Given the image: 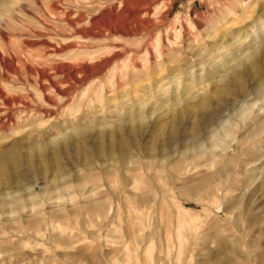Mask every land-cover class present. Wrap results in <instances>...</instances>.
I'll return each mask as SVG.
<instances>
[{"label": "rangeland", "instance_id": "374dc122", "mask_svg": "<svg viewBox=\"0 0 264 264\" xmlns=\"http://www.w3.org/2000/svg\"><path fill=\"white\" fill-rule=\"evenodd\" d=\"M139 1L0 0V264H264V223L248 210L264 186L248 191L242 173L255 120L239 117L264 83V0H160L151 21H130L145 31L111 33ZM250 46L237 66L231 56ZM228 69L241 71L244 94L221 93ZM115 130L134 136L123 168L97 158ZM42 147L70 171L62 186ZM6 193L16 201L1 204ZM141 193L143 206L128 202Z\"/></svg>", "mask_w": 264, "mask_h": 264}, {"label": "bare ground", "instance_id": "6f19581e", "mask_svg": "<svg viewBox=\"0 0 264 264\" xmlns=\"http://www.w3.org/2000/svg\"><path fill=\"white\" fill-rule=\"evenodd\" d=\"M99 1H101V0H99ZM106 1H108V0H106ZM159 1L160 0H145L143 3L134 4L133 6H129L128 3L126 2L125 3V9H124V15H125L124 20L126 22V25L123 26V27H117L115 25L116 27H111L110 28V32L113 33V34H115V35L116 34H120V35H124V36H137V35H139L142 31H145L148 28V26H146V27H144L143 25L133 26L134 24L131 25L130 24V21L134 20L135 18H139L142 15L143 16H147V18H148L151 15L152 9L155 6H157V4L159 3ZM138 2H140V1L138 0ZM113 3H116V1L113 2ZM108 4H110V3H107V5ZM118 7H120V5ZM103 9H105V8H103ZM107 9L109 10L110 7L107 8ZM121 18H123V17H121ZM119 19H120V17H119ZM141 19L144 20L143 18H141ZM142 20L139 19L138 21H142ZM148 20H150V19L148 18ZM148 20H147V24H148ZM71 25H72V23H71ZM100 32H101V30H100ZM146 40H147V38H146ZM54 47H56V46H54ZM250 48H251V46L250 47H246V48H244L241 51V54H239V55H241V58H237L236 59V56H239L236 53H234L231 56L232 59L235 61V63H236L237 66L242 63L241 62V60H243L242 59V56H245L246 55L245 58L246 59H249V58H251L254 55V50L250 51ZM246 49H247V51L244 52V50H246ZM263 55H264V49L261 50L260 57L263 56ZM132 65H133L134 68L137 67V65L135 63H133ZM256 66L257 65L255 63L246 65L245 66V71H248L249 70L248 73L250 75H254L253 74L255 72L254 67L256 68ZM226 74H228V76L226 78L227 81H225L227 85H226L225 91H221V93H227V92H229L226 89H228L229 86H232L233 87V91L235 93H237V94H244V92H243V86H242L241 71H238L237 69H228V70H226ZM127 77H128V75H127ZM259 83H260L259 84L260 85V92H259L260 93V98L257 99L255 102H251V103H249V102H247V101L244 100L241 103V105H240V113L241 114L239 115V117L241 118L242 122H247L249 120H252L253 118L255 120V123H254V126H253V129H254L253 132L248 133L246 137H243L242 138L243 142L246 144L245 147L243 148L244 152H242L240 150L242 152V154H244L243 156L247 157V158H245V160H243V163L244 164H243V167H242V173L246 175V180H245V184L246 185H245V187L247 188L248 191L253 186L254 187L264 186V179L262 181H260V176L262 175V173L264 174V83H261V82H259ZM202 100L205 101L206 103H208V102L211 103L212 102V99L210 97L204 98ZM1 110L2 109L0 108V113H1ZM5 114H7V113H5ZM3 115L2 116L0 115L2 117V119L4 117ZM10 117L11 116H9V118ZM7 120H9V119H7ZM206 120H210V119L209 118L204 119V122ZM3 126H4V123L0 119V129ZM249 126H251V125H249ZM221 127H222V130H223V135H225L227 137L230 136V131L233 128V123L228 122V121H225V122H223L221 124ZM113 132H114V130H113ZM108 133H107V135H108ZM209 133H210V131H209ZM115 134H116L115 143H112V142L110 143V141H108L109 143L105 147L106 151L105 152L104 151L103 152L101 151L97 158L102 163L103 162L104 163L105 162H107V163L108 162H112L113 164L119 165V167L123 168L126 164L131 163V162L133 163V161H134L133 151H132V150H134V147H135L134 146L135 145V143H134V136L133 135H130L127 138H125V137L120 136V134L117 131L115 132ZM109 135H110L109 137L111 139V137H113L111 135H113V134L109 133ZM253 136H256L257 138H256V140L254 142H251V141H253V140H251V138ZM175 139H176V131H175V129L174 128L168 129L167 142L171 144L172 141H174ZM208 139H209L210 146H211L210 150L212 151V155L211 156L213 158H216L217 157V154H216V151L215 150L219 146V143L221 142L220 141V138L218 137L217 134H215L213 132V133H210L209 134ZM99 144H101V142ZM189 144L192 145L193 150H195L198 153H201L203 151V149H204L203 144L200 143V138H197V137L194 138ZM102 147L103 146H101V150H102ZM39 151H40L39 152L40 153V157L41 158L43 157L45 160L49 161L50 162L49 163L50 164L49 166H52L49 172H51L52 174H54V173L57 174V176L55 175V177H56L55 178V180H56L55 181L56 182L55 183L56 186L57 187L62 186V184L59 181L62 180L63 179V176H65V174L69 173L70 171L69 170L63 171V169L56 164V161H53L55 159L49 157V155H48L49 153H48V151H46L45 148L42 147ZM187 151H188V146L186 148H184V150L180 151V155H185V153ZM95 152H96V150H95ZM11 153H12L11 155H12L13 158H15L17 156V153H13V152H11ZM161 157H162V154H161ZM90 160H91V155L86 154V155L83 156V164H84L85 167L89 166V164L91 162ZM126 166H128V165H126ZM46 168H48L47 165H46ZM258 180L260 181L259 184H258V182H259ZM242 195L243 196L244 195L246 196V199H248L247 202H249V203L252 202L248 206V210L251 211L253 209H256V212L258 214H260L257 219H254V218L253 219H250V221L252 220L251 223L260 222V221H263V223H264V203H261L259 205V204H256L253 201L250 202V199H251V195L252 194L251 193H247L246 190H245V192L242 193ZM146 196L147 195L142 194V193L139 194V195H130L129 194V196H128L127 199H128V202L129 203L135 204L136 206H143L144 203H145V201H146ZM15 201H16V198L12 197V195L9 194V193H6V195H2V197H1V204H5V203H8V202L14 203ZM113 202L115 203V205H117V206L120 207L121 203H120V200L118 198L114 197ZM91 206H92V209H96L97 212H103V213H105L103 211L104 210L103 209L104 208V204L101 201H98V200L96 201L95 200V202H93ZM105 214H107V213H105ZM97 216H98V214H97ZM258 231L260 233H264V227L263 228L260 227L258 229ZM144 239H145V237H144ZM258 262L259 261H257V263Z\"/></svg>", "mask_w": 264, "mask_h": 264}]
</instances>
